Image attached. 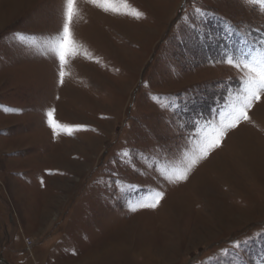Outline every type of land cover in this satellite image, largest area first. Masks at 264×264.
<instances>
[{
  "label": "rangeland",
  "instance_id": "1",
  "mask_svg": "<svg viewBox=\"0 0 264 264\" xmlns=\"http://www.w3.org/2000/svg\"><path fill=\"white\" fill-rule=\"evenodd\" d=\"M99 3L0 0V264H264V96L201 152L247 71L221 61L259 47L261 6Z\"/></svg>",
  "mask_w": 264,
  "mask_h": 264
},
{
  "label": "snow or ice",
  "instance_id": "2",
  "mask_svg": "<svg viewBox=\"0 0 264 264\" xmlns=\"http://www.w3.org/2000/svg\"><path fill=\"white\" fill-rule=\"evenodd\" d=\"M90 3L97 4V6L103 7L102 4L99 3V0H89ZM250 3L259 4L261 6V10L264 11V0H248ZM68 12L67 15L71 16L72 4L74 0H66ZM193 13L198 17H207L209 12L203 9L200 6L195 5V0H193ZM105 11L108 9L105 8ZM187 11V10H185ZM143 14L140 12H135V18H140ZM229 30H231V26H229ZM20 34H17L19 36ZM51 50L55 53L56 58L59 60L60 67L63 69L66 60L70 55H72L73 49L72 45L68 39V25H64V31L62 37H57L55 41L50 45ZM222 63H227L233 67L240 68L241 71L247 69L245 73V78L243 80V87L236 97L235 101L230 105L229 109L223 113H221V123L215 128L210 137L206 138V142L201 148V152L204 155H207L210 148L220 146L221 137H223L227 130L230 128H235L241 118L248 119L247 117V109L250 108L252 102L254 100H259L261 96H264V39L259 42V47L257 48L255 45L251 46V50L247 52H243L240 55L233 56L226 54ZM61 78L64 76V72H60ZM157 100L161 99L160 97H156ZM168 106L165 105V108ZM5 111H11V109H5ZM49 127L52 128L53 133H56L58 129H63L71 134L72 129H70L66 125L58 124L54 118L53 113L49 111L47 113ZM123 156L129 158V163L132 162V154L130 152L122 153ZM200 159V156H195L191 164H195L196 161ZM189 165V168L191 167ZM188 169H185L184 173L177 176V179H185L187 175ZM151 196V194H148ZM163 193H155L154 197L150 199L147 203H141L138 207H151L155 208L159 203V200L162 198ZM133 211L136 210L135 207L132 208ZM234 247L239 248L240 245L235 244Z\"/></svg>",
  "mask_w": 264,
  "mask_h": 264
}]
</instances>
